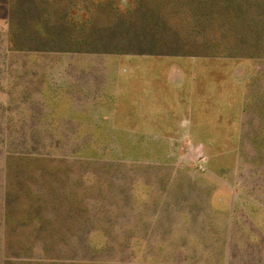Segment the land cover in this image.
<instances>
[{
    "label": "rangeland",
    "instance_id": "obj_1",
    "mask_svg": "<svg viewBox=\"0 0 264 264\" xmlns=\"http://www.w3.org/2000/svg\"><path fill=\"white\" fill-rule=\"evenodd\" d=\"M137 52L144 59L155 54L161 64L201 58L232 67L245 99L231 112V127L209 114L210 158L185 134L130 135L134 121L120 119L123 130L116 131L124 134L112 136L116 89L97 70L138 63ZM85 65L95 74L89 99L98 101L96 119L69 130L62 119L73 115L72 102L82 113L87 106L73 90ZM49 101L55 127L46 115ZM51 130L66 135L59 146L50 147ZM235 146L243 163L233 161ZM185 173L206 175L193 184L205 183L201 203L232 206L237 216L238 199L264 235V0H0V264H170L169 243L122 236L121 209L160 201L141 192L140 202L138 178L152 187L161 177L159 194L170 195L165 188L180 182L171 178Z\"/></svg>",
    "mask_w": 264,
    "mask_h": 264
},
{
    "label": "crops",
    "instance_id": "obj_2",
    "mask_svg": "<svg viewBox=\"0 0 264 264\" xmlns=\"http://www.w3.org/2000/svg\"><path fill=\"white\" fill-rule=\"evenodd\" d=\"M132 55L138 56V63L102 65L97 70L104 75V81H108L111 89H116L115 99L111 101L109 109L110 120L116 124V127L112 129V136L124 134L116 131L118 130L116 128H120L117 127L120 119L125 125L134 121L136 128L133 126L127 128V130L135 128L134 132L129 131L130 135L177 137L185 134L190 137L192 144L201 147L210 158V141L206 142L204 136L206 127L209 125L208 121L211 122L209 114H213L212 120L223 121L225 125L231 127L234 120H237L231 112L236 111L237 103L245 99L242 82L236 80L230 73L232 67L224 62L210 64L209 60L201 58H190L181 65L176 60L175 63L161 64V60L155 54H150V59H144L142 57L144 54L139 52ZM90 67L92 66L85 65L79 69L82 78L75 79L73 88L74 92L81 91L87 103L86 110L82 113L81 107L76 102H72L73 115L63 119L61 117L66 122L67 128L74 125L75 128L80 129L83 124L80 120L92 124V121L96 119L92 112L98 101L89 99L90 96L96 95V89L93 91L92 85L89 86L96 80ZM95 67L98 68L96 65ZM178 67L180 73H178ZM66 72H70V67L66 68ZM213 73L215 78L223 79L209 81V74ZM161 80L164 87L160 83ZM80 83L81 89L78 88ZM160 86L164 90L161 91ZM71 135H78V133L74 132ZM88 135L92 134L88 133ZM202 141L206 143L203 144ZM88 145L89 143L77 150H84ZM240 151L237 146L232 150L235 163H243ZM130 176L132 175L126 174V180L135 181V177ZM200 176L202 177L185 173L171 178V180L180 179V182L176 181L174 186L165 188L170 189V195L159 194L162 189L161 177L154 178L157 182L152 187H149L152 183L143 182L147 180L146 177L138 178L141 182L137 183L136 190L133 188L135 184L131 186L129 183L131 189L137 191L140 202L142 201L141 192L161 198L160 201L157 198L154 205H146L144 209L141 203L133 202L123 206L121 209L122 236L125 239L129 238V241L131 239V242L139 238L144 239V243H169L171 245L168 256L170 264H199L204 261H208L207 264H264V235L260 232L258 235L251 219H247V207L239 203L237 199L238 210L236 211L240 214L235 216V213H231L232 206L226 210L220 209V206L201 203L202 193L206 192L205 183L198 182V185L193 187L197 178L206 180V175ZM123 185L128 187V183ZM226 191H229L230 196L233 195L229 188ZM237 191L240 190L237 189ZM128 193H123L125 197L122 201H129L126 198L130 196ZM234 201V198L232 202L230 200V205H234ZM159 253L165 257V253Z\"/></svg>",
    "mask_w": 264,
    "mask_h": 264
},
{
    "label": "trees",
    "instance_id": "obj_3",
    "mask_svg": "<svg viewBox=\"0 0 264 264\" xmlns=\"http://www.w3.org/2000/svg\"><path fill=\"white\" fill-rule=\"evenodd\" d=\"M45 104H49V112L46 115L51 118L50 127L58 126V118H56V116H55V106H54V104L50 103V101H49V103L46 102ZM50 129H53V128H50ZM49 136L52 139V141H51L52 146H50V147L59 146L62 143L63 139L66 137V135L54 132V130H51ZM93 157H94V159H98L99 158L97 155H93Z\"/></svg>",
    "mask_w": 264,
    "mask_h": 264
}]
</instances>
